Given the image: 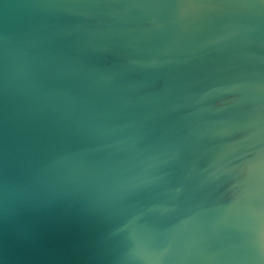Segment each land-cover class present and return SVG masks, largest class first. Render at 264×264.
<instances>
[{
    "label": "water",
    "instance_id": "obj_1",
    "mask_svg": "<svg viewBox=\"0 0 264 264\" xmlns=\"http://www.w3.org/2000/svg\"><path fill=\"white\" fill-rule=\"evenodd\" d=\"M0 264H264V0H0Z\"/></svg>",
    "mask_w": 264,
    "mask_h": 264
}]
</instances>
